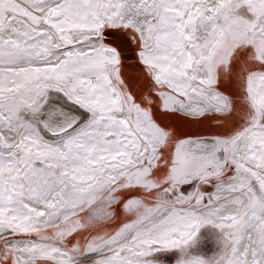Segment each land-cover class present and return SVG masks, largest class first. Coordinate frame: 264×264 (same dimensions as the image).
<instances>
[{"label":"snow or ice","instance_id":"6c2138e0","mask_svg":"<svg viewBox=\"0 0 264 264\" xmlns=\"http://www.w3.org/2000/svg\"><path fill=\"white\" fill-rule=\"evenodd\" d=\"M0 264H264V0H0Z\"/></svg>","mask_w":264,"mask_h":264},{"label":"rangeland","instance_id":"374dc122","mask_svg":"<svg viewBox=\"0 0 264 264\" xmlns=\"http://www.w3.org/2000/svg\"><path fill=\"white\" fill-rule=\"evenodd\" d=\"M174 123L178 124L184 131L191 133H199L211 130L209 125L204 123H188L185 124L182 120H174Z\"/></svg>","mask_w":264,"mask_h":264}]
</instances>
